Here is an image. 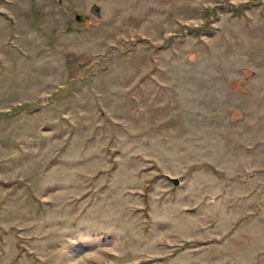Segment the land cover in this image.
<instances>
[{
  "label": "rangeland",
  "instance_id": "1",
  "mask_svg": "<svg viewBox=\"0 0 264 264\" xmlns=\"http://www.w3.org/2000/svg\"><path fill=\"white\" fill-rule=\"evenodd\" d=\"M0 264H264V0H0Z\"/></svg>",
  "mask_w": 264,
  "mask_h": 264
},
{
  "label": "water",
  "instance_id": "2",
  "mask_svg": "<svg viewBox=\"0 0 264 264\" xmlns=\"http://www.w3.org/2000/svg\"><path fill=\"white\" fill-rule=\"evenodd\" d=\"M75 18L76 19H81L82 16L79 14H75ZM170 182H172L173 184H177V179L176 178H168Z\"/></svg>",
  "mask_w": 264,
  "mask_h": 264
}]
</instances>
